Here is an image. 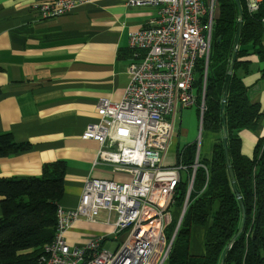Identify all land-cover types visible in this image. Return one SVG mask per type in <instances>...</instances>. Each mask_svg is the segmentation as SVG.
<instances>
[{"label": "crops", "instance_id": "obj_1", "mask_svg": "<svg viewBox=\"0 0 264 264\" xmlns=\"http://www.w3.org/2000/svg\"><path fill=\"white\" fill-rule=\"evenodd\" d=\"M46 1L51 0H0V134L9 133L17 143L31 144L27 151L0 157V178L40 176L45 164L64 161L67 174L60 204L74 209L87 179L125 183L133 178L131 173L116 171L110 162L97 163L101 144L84 139L83 133L90 123L99 120L100 99H123L130 81V33L147 25L157 10L131 6L128 0H94L66 15L43 19L33 7ZM262 46L247 45L249 53L239 59L245 63L239 74L249 89L250 100L259 104L264 114ZM199 95L198 89V104L180 108L176 121L180 114L181 126L187 121L195 134L199 129L201 134L206 131L210 154L202 157L204 135L200 141L196 137L181 147L175 142L181 131L175 134L170 148L174 156L169 158V151L164 164L167 168L179 163L188 165V171L182 173V183L192 179L197 158L200 163L212 158L218 138L216 133L204 129ZM187 109L190 114L184 120ZM240 136L243 154L252 158L258 141L264 138V116L256 129H244ZM191 144L196 146L195 160L187 164L183 154ZM188 196L189 191L183 207H171V223L183 216ZM1 201L0 196V216ZM107 216L104 211L98 222L75 221L66 234L69 244L81 246L97 235L112 236L114 226L105 222ZM206 231V227L194 226L193 255L206 253Z\"/></svg>", "mask_w": 264, "mask_h": 264}, {"label": "built area", "instance_id": "obj_2", "mask_svg": "<svg viewBox=\"0 0 264 264\" xmlns=\"http://www.w3.org/2000/svg\"><path fill=\"white\" fill-rule=\"evenodd\" d=\"M94 0H51L35 3L43 19L71 13ZM250 14L263 10L264 0H244ZM135 7H151L156 16L130 33L132 59L130 81L123 99H100L99 120L90 123L83 138L101 144L98 161H107L116 171L133 175L129 182L89 178L79 204L57 209L56 234L40 257V264H166L171 240L167 231L171 207L188 165L165 166L175 136L180 108L198 104L197 71L204 70L201 109L213 49L218 0H128ZM193 188L197 170L205 167L197 158L192 166ZM207 169V168H206ZM209 176V175H208ZM187 197V200L189 199ZM114 226L113 235H97L81 246H71L66 234L80 219ZM125 239L120 241L121 236ZM118 242L114 251L107 242Z\"/></svg>", "mask_w": 264, "mask_h": 264}, {"label": "trees", "instance_id": "obj_3", "mask_svg": "<svg viewBox=\"0 0 264 264\" xmlns=\"http://www.w3.org/2000/svg\"><path fill=\"white\" fill-rule=\"evenodd\" d=\"M218 3L203 118L204 129L216 133L218 138L212 158L202 161L209 174L203 167L197 171L187 210L166 264H222L230 244L225 264H264V138L258 141L254 156L250 158L242 152L240 136L244 129H256L264 114L261 106L250 100L249 89L239 74V69L245 65L239 59L249 53L247 45L252 44L255 48L264 45L263 10L250 14L245 1L241 0L243 26L236 50L241 17L237 0H218ZM235 56L230 90L223 107L224 87ZM215 65L216 68L212 69ZM196 86L201 104L204 92V70L201 67L197 71ZM225 136L228 137L230 161L224 146ZM30 148V143H17L9 133L0 134V157ZM195 153V144L187 146L183 162L194 163ZM229 164L234 169L246 215L234 190ZM66 174L67 164L56 161L45 164L40 176L0 178L3 209L0 216V264H40L44 247L56 234L57 209L64 196ZM187 192L188 185L184 182L175 196L177 207H183ZM178 220H173L168 227L169 240L176 232ZM194 226L207 228L206 253L202 256L191 252Z\"/></svg>", "mask_w": 264, "mask_h": 264}, {"label": "rangeland", "instance_id": "obj_4", "mask_svg": "<svg viewBox=\"0 0 264 264\" xmlns=\"http://www.w3.org/2000/svg\"><path fill=\"white\" fill-rule=\"evenodd\" d=\"M218 11V9H217ZM217 65L213 66L212 69L216 68ZM187 111H189L187 109ZM186 115H184L183 119L185 120L186 117L189 116L190 114V111L189 112H186L185 113ZM195 116L192 117V112H191V119L193 118L194 119ZM181 121H182V118H181V115L179 114V116L177 117V121H176V125H175V133H179L181 131V134L179 135V139H178V135H177V138L175 139V142H179L181 145V147H183L184 145H186L187 143H189L191 140H193V138H196L198 137V141H200V139H202L201 135H204L205 138H203V148H202V157H206V156H209V152L207 150H209V148H207V141H208V133L205 131L204 134L200 132V129L198 130V134L194 133V129H193V126L190 125V122H187L185 121L184 124L181 126ZM187 129H189V132H187ZM200 133V135H199ZM195 136V137H194ZM173 144V143H172ZM172 147V145H171ZM174 151H170L168 153V156L169 158H172L174 156V153H172ZM188 185V191L190 189V182L188 181H185ZM193 188H194V185H193ZM193 188L191 190H193ZM176 208V207H175ZM178 227V225H177ZM125 239V235H122L121 236V239L120 241H123ZM118 245V242H108L106 244V248L111 250V251H114L116 249Z\"/></svg>", "mask_w": 264, "mask_h": 264}, {"label": "water", "instance_id": "obj_5", "mask_svg": "<svg viewBox=\"0 0 264 264\" xmlns=\"http://www.w3.org/2000/svg\"><path fill=\"white\" fill-rule=\"evenodd\" d=\"M237 3H238V6H239V8H240V15H241V17H240V21H239L238 33H237V36H236V48H235L236 50H237V48H238V45H237V44H238V42H239L240 32H241V28H242V26H243V8H242L241 0H237ZM235 60H236V56H235L234 59H233L232 66H231L230 71H229V73H228V75H227V79H226V83H225V87H224V97H223V104H222L223 107L225 106L226 101H227V98H228V94H229V90H230V84H231V79H232V73H233V70H234V62H235ZM224 125H225V128H226V119H224ZM224 146H225V150H226L227 159L230 161L229 149H228V137H227V136L224 137ZM229 173H230L231 178H232V183H233L234 190H235L236 194L238 195V197H239V199H240L241 207H242V209H243L244 214L246 215V207H245V204H244V200H243L242 197L240 196V192H239V190H238V188H237L236 176H235L234 169H233V167H232L231 164H229ZM187 201H188V200H187ZM187 203H188V202H186V205H187ZM186 205H185V208H184V211H183V216H184V214H185V212H186V209H187V208H186ZM183 216H182L181 219L179 220L178 228L180 227V224H181V222H182V218H183ZM241 232H242V231H240V233H241ZM176 233H177V232H176ZM176 233H175V235H176ZM240 233H239L235 238H237V237L240 235ZM175 235H174V236H175ZM173 239H174V238H173ZM172 243H173V240H172ZM231 246H232V244H230V245L227 247V249H226V251H225V253H224V257H223V262H222V264H225L226 255H227L228 251L230 250Z\"/></svg>", "mask_w": 264, "mask_h": 264}]
</instances>
